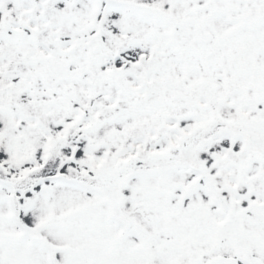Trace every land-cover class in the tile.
<instances>
[{
  "label": "snow or ice",
  "instance_id": "snow-or-ice-1",
  "mask_svg": "<svg viewBox=\"0 0 264 264\" xmlns=\"http://www.w3.org/2000/svg\"><path fill=\"white\" fill-rule=\"evenodd\" d=\"M0 264H264V0H0Z\"/></svg>",
  "mask_w": 264,
  "mask_h": 264
}]
</instances>
